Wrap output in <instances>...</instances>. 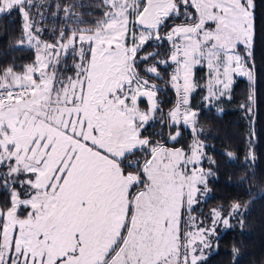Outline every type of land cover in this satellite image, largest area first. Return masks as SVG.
I'll return each mask as SVG.
<instances>
[{"label": "snow or ice", "instance_id": "6c2138e0", "mask_svg": "<svg viewBox=\"0 0 264 264\" xmlns=\"http://www.w3.org/2000/svg\"><path fill=\"white\" fill-rule=\"evenodd\" d=\"M102 3L91 27L61 28L50 43L32 0H0V14H22L19 44L35 50L0 68V264H201L216 226H229L217 209L211 225L193 215L211 171L197 135L176 145L183 129L197 133V66L209 103L247 77L252 112L254 0ZM164 75L176 96L167 112Z\"/></svg>", "mask_w": 264, "mask_h": 264}, {"label": "trees", "instance_id": "16d2710c", "mask_svg": "<svg viewBox=\"0 0 264 264\" xmlns=\"http://www.w3.org/2000/svg\"><path fill=\"white\" fill-rule=\"evenodd\" d=\"M254 3L258 38L254 52L256 98L252 112L242 107L248 103L250 85L241 77L236 78L230 98L220 101L221 113L206 107L202 101L205 67L196 69L200 87L191 99L198 114L195 135L206 143L203 165L211 175L207 178L208 196L194 207L193 214L209 224L211 211L217 209L230 221L215 238L214 248L201 264H264V39L261 38L264 37V0H254ZM68 6H72L71 16L64 11ZM104 11L102 0H32L30 15L43 30L38 34L40 38L51 43L61 28L67 31L91 27ZM23 25V16L18 11L0 14V68L34 60L35 50L19 44ZM167 46L165 43L163 47ZM167 80L168 76L164 75L163 80L156 82L164 87L158 99L165 112L176 99ZM160 130L158 122L152 123L146 126L144 135L153 136ZM191 139L189 130L183 129L176 146L187 149ZM237 203L241 205L240 210L232 212Z\"/></svg>", "mask_w": 264, "mask_h": 264}, {"label": "rangeland", "instance_id": "374dc122", "mask_svg": "<svg viewBox=\"0 0 264 264\" xmlns=\"http://www.w3.org/2000/svg\"><path fill=\"white\" fill-rule=\"evenodd\" d=\"M181 21L180 20H176L175 21V23H180ZM166 44H167V42H165ZM25 46H27V43L25 42V44H24ZM168 50V46L167 47H163L162 49H160V51H162V52H166ZM34 59H35V57H34ZM201 66H197L196 68H195V70H194V73H195V79H196V81H198V79H197V77H196V69H198V68H200ZM171 68H169L168 69V72L170 73L171 72ZM205 76H206V78H205V81L207 80V78H208V70H207V68H206V66H205ZM238 77H241V78H244L248 83H249V81H248V79H247V77H244V76H236L235 78H234V82H235V80H236V78H238ZM205 81H204V83H203V89H204V94H203V97H202V101H203V103H204V105L206 106V107H209V108H212L213 110H215V111H217V112H219V113H221L223 110H222V107H221V103H220V101L222 100V99H224V98H228V97H222L221 99H219V100H212L210 103L209 102H206L203 98L206 96V95H208V93H207V90H206V87L204 86L205 85ZM234 84V83H233ZM233 84H232V86H233ZM159 88H160V90H163V88L164 87H161V86H158ZM232 88V87H231ZM195 92V91H194ZM194 92H193V94H194ZM193 94H192V96H193ZM248 95H249V93H248ZM191 99H192V97H191ZM192 101V100H191ZM191 101H190V103H191ZM143 106V105H142ZM191 106H192V103H191ZM193 108V107H192ZM194 109V108H193ZM195 110V109H194ZM150 124H152V123H150ZM149 124V125H150ZM187 130H189V132L191 133V136H192V139H191V142H190V144L192 143V140H193V136L195 135L192 131H191V129H187ZM251 137V136H250ZM250 137H248V140L250 139ZM252 138H253V136H252ZM202 143H203V145H204V153L206 154V143L205 142H203V141H201ZM230 157H232V155H229ZM205 157H206V155H205ZM203 162H204V160H203ZM203 162H202V164H203ZM203 168L205 169V171L207 172V171H209V169L207 168V167H204V165H203ZM202 187V191H201V193H199L198 194V199H199V203L198 204H196V205H194V207H196V206H199L204 200H205V198L208 196V188H207V190L206 191H204L203 190V186H201ZM211 213H212V211H211ZM194 215V214H193ZM196 216V215H195ZM211 216V215H210ZM206 224V223H205ZM206 225H211V222L209 223V224H206ZM225 227H227V226H225V225H223V224H218L217 226H216V231H215V234L211 237V240H212V247H210V248H207V249H205L204 250V257L211 251V249L212 248H214V240H215V238H217L218 236H219V234L223 231V229L225 228Z\"/></svg>", "mask_w": 264, "mask_h": 264}]
</instances>
